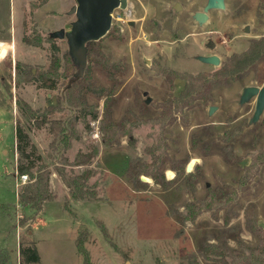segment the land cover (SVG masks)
Here are the masks:
<instances>
[{"label":"rangeland","instance_id":"374dc122","mask_svg":"<svg viewBox=\"0 0 264 264\" xmlns=\"http://www.w3.org/2000/svg\"><path fill=\"white\" fill-rule=\"evenodd\" d=\"M206 1L127 0L125 10H114L110 31L95 41L85 84L58 102L76 69L65 75L66 40L49 34L71 30L75 16L69 11L76 0H0V258L20 264L19 244L33 241L41 258L37 264H222L202 258V246L217 244L219 238L233 250L238 242L256 246L257 238L245 226L253 221L264 226V165L247 170L252 156L264 152V112L250 123L256 98L242 105L240 98L244 88L264 87V59L244 77L211 90L200 88L191 108L176 111L173 101L188 76L209 77L232 55L264 39V0H225L224 10L209 11L207 21L198 24L193 16ZM176 3L182 7L179 13L173 9ZM24 36L40 46L25 45ZM214 54L221 59L219 66L196 59ZM54 56L58 69L51 63ZM44 79L54 82L55 89L44 87ZM88 85L103 89L102 97L87 92ZM106 98L113 99V122H125L119 143L111 146L102 144L100 130ZM28 106L38 114L56 108L49 120L79 115L74 106L92 108L99 118L80 121L79 140L63 154L51 147L48 124L39 126L25 116ZM211 107L216 110L212 115ZM165 109L174 121L161 131L160 121L169 115ZM18 123L52 171L62 167L61 157L72 161L78 151L96 147L91 165L97 174L89 182L97 184L99 200L69 199L64 207L68 188L53 173L52 201L41 213L25 206L20 194L27 184H19L16 171ZM160 138L167 145L160 168L166 188L145 175L129 180L128 162L149 161L144 152ZM177 161L185 162L183 170L174 169ZM244 174L249 179L242 186ZM211 193L225 197L220 209L185 220L186 207L199 206Z\"/></svg>","mask_w":264,"mask_h":264},{"label":"trees","instance_id":"16d2710c","mask_svg":"<svg viewBox=\"0 0 264 264\" xmlns=\"http://www.w3.org/2000/svg\"><path fill=\"white\" fill-rule=\"evenodd\" d=\"M48 39V38H47ZM50 39H48L49 41ZM23 43L30 46H40L39 43H33L29 37L24 36L22 39ZM94 42H90L87 46V58L94 51ZM69 56V55H68ZM65 55L68 68L66 69L65 75L70 76L72 71L76 69L73 63ZM264 59V39L253 41L247 51L232 55L231 58L223 65V68L217 72L208 75H200L198 77L188 76L189 80L181 91V95L174 99L173 106L176 111H180L183 108H191L194 103L195 94H198V90L203 88L205 90L214 89L216 86L223 84L226 80H232L235 78L244 77L245 74L254 66ZM51 63L55 65V69L60 66L58 57L54 56L51 59ZM72 63V64H71ZM87 68V67H86ZM86 70V69H85ZM74 75V74H73ZM71 79V78H70ZM69 80V79H68ZM79 81L71 84L70 87H65L62 98L58 99L61 102L64 98H69L72 94L78 92L79 88L85 84V76L78 79ZM45 86L49 89H55V83L44 79ZM69 82V81H68ZM86 87L87 92L93 93L95 96L102 97L103 89H97L91 85ZM69 101V100H68ZM113 99L106 98L103 106V115L100 118V130L103 133L102 144L104 146H111L114 143L118 144V136L123 133L125 128V122L120 123L113 122L111 107ZM82 105V104H81ZM71 106V105H70ZM25 116L30 119H35L39 126L48 124V131L53 135L51 142L52 148H58L60 152L64 154L70 149L72 141L79 140L78 131L76 130L77 124L85 122V119L89 116L91 120L97 121L99 113L92 108L86 106H74L73 109L79 115H74L68 118V120H49L48 116L57 111L56 108L48 107L42 113L38 114L37 111L31 109L29 106L25 108ZM165 117L160 121V129L164 131L165 125L171 124L174 119L171 115L170 109H165ZM86 129H89L88 125H85ZM16 147L15 150L20 156V162L17 164V175H26L28 177V184L20 194V201L25 206H29L36 213L42 210V207L48 201H52L54 198L53 193L50 190L49 178L54 173L56 174L61 182L68 188V197L65 198L64 207H67L68 200L71 199L74 202H80L82 200L97 201L99 200L97 194V184L90 185L89 180L97 174L91 163L98 156V149L96 147H90L88 151L80 150L75 155L72 161H69L66 156L61 157L62 167H55L53 171L41 162V157L36 155L35 146L30 142L27 132H25L22 125L19 123L16 125L15 130ZM131 135H128L130 137ZM133 144V141H131ZM166 143L162 138L158 140V143L152 144L145 150V154L149 157V161L141 159H134L129 163L126 170V176L131 181H137L138 177L145 175L150 177L156 183H159L162 188H166V179L161 171V167L164 162L162 160L164 156V147ZM35 156V158H32ZM252 166L247 170L250 172L251 169H258L259 166L264 165V152H258L252 156ZM38 161V162H37ZM175 165L176 170H183L185 162L177 161ZM70 169L67 171L65 167ZM256 166V167H255ZM84 167L81 173H76L75 169ZM67 171V172H66ZM249 179L245 174L240 178L242 186ZM225 197H216L213 193L209 194L206 199L199 203V206L188 205L186 209H189L190 216H186L185 220L194 221L202 210L216 211L220 209L221 202ZM24 222H22L23 224ZM247 230L257 238L256 246L253 248L244 245L241 242L237 243L238 248L236 250L230 249L225 243L219 238L217 244L206 243L202 247V258L218 262L222 264H264V226L258 225L256 222H248L245 226ZM77 249L80 247L78 239L75 241ZM20 264H37L40 263V255L36 249L35 243L32 242H21L18 247ZM80 252V251H79ZM0 264H9L8 259L0 258Z\"/></svg>","mask_w":264,"mask_h":264},{"label":"water","instance_id":"95a60500","mask_svg":"<svg viewBox=\"0 0 264 264\" xmlns=\"http://www.w3.org/2000/svg\"><path fill=\"white\" fill-rule=\"evenodd\" d=\"M225 0H207L202 12H196L193 20L198 24H203L207 21V13L213 9L224 10ZM127 0H76V5L69 11L75 16V21L71 23L70 31L60 29L49 34V37L54 40H66L68 46V55L71 62L76 68L75 75L69 79L67 87L72 83L79 81L88 65L87 62V46L90 42L98 41L103 38L109 31L111 26L112 14L115 9L125 10ZM181 5L176 3L173 9L176 13L181 11ZM131 23V22H130ZM249 28L245 29L248 34ZM214 48V45L211 46ZM203 64L211 66H219L221 59L217 55L203 56L198 55L196 58ZM145 96H147L144 93ZM256 98L255 111L250 119V123H256L264 112V87L257 88L249 86L242 90L240 104L249 102L250 99ZM151 98L148 97L145 104H149ZM215 108H209V114L215 112ZM190 167H187V171Z\"/></svg>","mask_w":264,"mask_h":264},{"label":"built area","instance_id":"2783aa9c","mask_svg":"<svg viewBox=\"0 0 264 264\" xmlns=\"http://www.w3.org/2000/svg\"><path fill=\"white\" fill-rule=\"evenodd\" d=\"M17 180H18L19 184H22V185L28 184L27 183L28 177L26 175H19Z\"/></svg>","mask_w":264,"mask_h":264},{"label":"crops","instance_id":"0c3cea01","mask_svg":"<svg viewBox=\"0 0 264 264\" xmlns=\"http://www.w3.org/2000/svg\"><path fill=\"white\" fill-rule=\"evenodd\" d=\"M30 1H34V0H30ZM45 207V206H44ZM41 213V212H40ZM38 216V215H37ZM75 241V240H74ZM74 244H75V242H74ZM76 247V246H75ZM37 249V248H36ZM39 252V251H38ZM40 262H41V258H40Z\"/></svg>","mask_w":264,"mask_h":264},{"label":"bare ground","instance_id":"6f19581e","mask_svg":"<svg viewBox=\"0 0 264 264\" xmlns=\"http://www.w3.org/2000/svg\"><path fill=\"white\" fill-rule=\"evenodd\" d=\"M189 167H191V165Z\"/></svg>","mask_w":264,"mask_h":264},{"label":"flooded vegetation","instance_id":"af4514ba","mask_svg":"<svg viewBox=\"0 0 264 264\" xmlns=\"http://www.w3.org/2000/svg\"><path fill=\"white\" fill-rule=\"evenodd\" d=\"M244 32H245V30H244ZM212 48V47H211Z\"/></svg>","mask_w":264,"mask_h":264}]
</instances>
